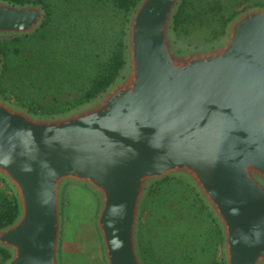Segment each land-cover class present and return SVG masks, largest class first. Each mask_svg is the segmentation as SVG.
<instances>
[{
  "label": "water",
  "instance_id": "water-1",
  "mask_svg": "<svg viewBox=\"0 0 264 264\" xmlns=\"http://www.w3.org/2000/svg\"><path fill=\"white\" fill-rule=\"evenodd\" d=\"M180 0H139L118 77L65 114L37 116L0 98V179L18 214L0 229L2 264H63L64 199L95 201L104 264H145L142 204L178 178L220 229L224 264H264V8L244 11L211 44L173 33ZM40 4L0 0V38L33 34ZM1 70V63H0Z\"/></svg>",
  "mask_w": 264,
  "mask_h": 264
},
{
  "label": "trees",
  "instance_id": "trees-1",
  "mask_svg": "<svg viewBox=\"0 0 264 264\" xmlns=\"http://www.w3.org/2000/svg\"><path fill=\"white\" fill-rule=\"evenodd\" d=\"M4 1L40 4L45 19L31 35L0 38L1 99L37 116H56L89 103L118 77L125 64V25L139 0ZM255 7L264 8V0H180L172 30L178 40L211 44ZM17 214L15 195L0 179V229ZM142 218L138 244L145 264H224L215 260L220 229L185 181L154 182ZM7 258L0 249V264Z\"/></svg>",
  "mask_w": 264,
  "mask_h": 264
},
{
  "label": "rangeland",
  "instance_id": "rangeland-1",
  "mask_svg": "<svg viewBox=\"0 0 264 264\" xmlns=\"http://www.w3.org/2000/svg\"><path fill=\"white\" fill-rule=\"evenodd\" d=\"M63 204V264H104L94 227L95 201L92 196L83 189L71 187ZM140 220L143 222V218ZM190 246L195 245L191 242ZM216 259H224L222 245L218 248Z\"/></svg>",
  "mask_w": 264,
  "mask_h": 264
}]
</instances>
